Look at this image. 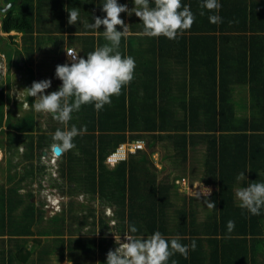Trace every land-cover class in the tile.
Masks as SVG:
<instances>
[{
	"label": "trees",
	"instance_id": "trees-1",
	"mask_svg": "<svg viewBox=\"0 0 264 264\" xmlns=\"http://www.w3.org/2000/svg\"><path fill=\"white\" fill-rule=\"evenodd\" d=\"M1 1V8L12 2ZM191 1L182 0V4L189 5ZM104 2H13L5 12L0 11V31L28 35L23 38V52H19L23 57L12 65L21 67L23 61L26 66L34 53L47 48L46 41L53 42L54 45L48 47L53 53L65 42L70 47L77 44L75 50L79 57L86 59L87 53L108 43L103 36V25L99 29L86 27V23H94L95 17L106 15L102 11ZM117 2L127 6L130 24L128 34L121 38L119 51L132 56L136 53L134 45L138 46V54L149 51L150 61L157 62L161 58L160 71L145 70V84L141 87L136 85L134 74V79L121 94L113 96L111 104L99 112L94 105L88 104L72 114L68 127L75 125L81 129L86 126L87 131L74 138L73 149L61 150L58 175L54 176L57 179L49 174L52 180L45 182L54 187L53 191L67 194L68 198L84 193L86 202L68 200L62 205L65 208L46 218L42 203L38 208L35 207L37 203L25 204L22 211L13 214L23 201L19 193L21 187L17 185L7 191L1 187L0 264H47L57 249L70 251L76 264H85L87 260V264H95L97 248L106 253L114 248L108 233L115 231L118 236H124L129 224L137 227L138 236L147 237L158 230L166 239L178 238L184 245L196 241V249H190L187 258L175 253L169 264L172 260L176 264H264L259 260L264 208L259 215H252L240 207L236 197L238 189L253 182H264V0H218L221 5L218 12L190 6L195 21L174 40L144 36L143 24L132 12L134 0ZM73 8L79 10V20L69 24L68 11ZM44 11L54 14L55 19L48 25L44 22L45 15L39 16ZM214 14L222 18L221 23L209 21V16ZM117 30L123 31V28L117 26ZM44 35L49 38L44 39ZM217 35L231 36L234 41L225 37L221 40L224 48L218 49L213 40ZM16 36L8 37L16 43L13 40ZM188 40H197L190 43V50ZM0 52L4 55L5 50L0 49ZM56 66L55 61L49 92L58 90L62 84L55 75ZM143 67L142 61L137 74ZM157 75L160 86L156 84ZM40 80H44L43 77ZM236 91L250 97L252 112L249 117H238V111L243 110L238 109L241 104L234 98ZM1 104L0 101V108ZM52 122L53 119L47 122L50 134H39L34 139L33 133L41 131V127L26 115L14 125L17 131L12 133L10 145L26 137L25 160L31 159L36 151L41 156L46 147L55 143V131L65 127L58 121V125ZM127 142H143V149L134 155L128 154L126 161L108 169L106 157L119 144ZM55 146L58 145L55 143ZM165 152H172L170 166L179 176L160 178L163 173H159L154 156L161 157ZM47 174L45 165L30 162L19 180L31 183L35 177ZM178 178L188 179L191 184L200 180L213 188L208 200L214 201L216 208L211 209L207 218L200 220L195 198H184L183 209L171 204ZM39 181L42 192L44 179ZM94 200L101 208H113V217L107 221L103 216L97 217L98 213L89 206V201ZM229 220L235 222L231 232L227 229ZM41 221L47 227L33 231L32 226ZM112 222L113 227L109 225ZM87 226L92 227L88 237H79ZM96 233H100L99 240L93 238ZM29 241L33 248L27 246Z\"/></svg>",
	"mask_w": 264,
	"mask_h": 264
},
{
	"label": "clouds",
	"instance_id": "clouds-1",
	"mask_svg": "<svg viewBox=\"0 0 264 264\" xmlns=\"http://www.w3.org/2000/svg\"><path fill=\"white\" fill-rule=\"evenodd\" d=\"M153 4H150V0H134L132 12L142 22L144 36L155 38L163 36L174 40L189 30L195 21L190 6L183 5L182 0H153ZM201 7L209 12H218L221 5L218 0H203ZM102 11L106 15L103 18L95 17L94 23H86V27L99 29L103 25V36L108 43L97 46L87 53L86 59L79 57L75 49L67 47L65 54L67 52L71 62L58 64L55 68L56 77L62 81L58 90L44 94L51 86L49 79L34 81L31 87L27 88L28 96L39 98L32 105L34 110L51 114L53 119L65 126L64 129L58 128L53 134V141L62 151L73 149L74 138L87 131L86 126L81 129H77L75 125L68 127L72 114L78 112L82 105L88 104L94 105L95 110L99 112L105 105L111 104V98L119 96L122 89L134 79L135 59L122 55L119 51L121 38L128 31V26L120 18V14L129 10L117 0H105ZM68 13V23L76 24L79 20V10L73 8ZM203 14L201 12V15ZM209 21L219 24L222 18L214 14L209 16ZM117 26L123 28V31H118ZM112 153L106 157L105 164H108L107 158ZM240 176L243 177L244 173ZM204 189V195L207 197L211 189ZM236 197L241 208L252 215H259L264 208V182H253L238 189ZM205 203L209 209L216 208L214 201L206 200ZM112 223L114 226V222ZM234 228L235 222L229 220L228 231L231 232ZM137 232V227L129 224L123 241L120 237H115L118 247L107 252L106 264H169L175 253L187 258L189 250L194 251L197 246L195 240L188 245L180 243L178 238L168 240L158 230L147 237L138 236ZM171 264H176V261L172 260Z\"/></svg>",
	"mask_w": 264,
	"mask_h": 264
},
{
	"label": "rangeland",
	"instance_id": "rangeland-1",
	"mask_svg": "<svg viewBox=\"0 0 264 264\" xmlns=\"http://www.w3.org/2000/svg\"><path fill=\"white\" fill-rule=\"evenodd\" d=\"M11 1H12L11 3H13L16 2L17 0H11ZM1 2L2 1L0 0V7L2 6ZM43 15H45V17L48 18V20L45 18L44 21L46 25H48V23L50 22H53V20L55 19L53 18L54 14L52 15L51 12L44 11L42 14H39V16L42 17ZM120 18L124 21L125 25H127L129 29L130 24L128 21V12H124L123 14H120ZM0 26H1V19H0ZM39 27L40 26L38 25L37 29ZM14 34L15 33L12 32V34L10 35H14ZM34 34H36V27ZM25 35L28 34L18 32L17 36L13 39L16 43H12V40L8 37L9 34L0 31V49L5 50L4 56L0 54V101L2 103L0 108V114L2 115L0 119V139H2V145H0V190L1 187H3V189L7 191L10 188L12 189L15 187L17 188V185H19L21 187L19 193L21 194V198L23 199V201L22 204L15 210V212L13 211L14 212L13 214L22 211L21 209L24 207L25 204L28 205L29 203H33L35 205L37 203L35 207L38 208L42 203V206L45 211L44 217L46 218V217H51V215H53L56 211H59L60 208L62 210V208L65 206V203H67L68 200L69 201L72 200L75 202L78 201L74 196L68 198L69 196L67 194L63 195L59 191L58 192L53 191L54 187L53 186L49 187L48 184H46L45 182L51 179L49 177V174H51L53 178L57 179V176L56 177L54 176L58 175L60 156H56L53 153V147H55V143H52L49 148L46 147L40 153L41 156H39V152L36 151L31 159L25 160L24 154L27 152V148L25 145L27 144V138L23 137L22 141H20L21 138H18L15 140L13 144L10 145V137L12 136V133L17 131L14 125L20 122L26 115L31 117L33 122L36 123L37 126L41 127V131L33 133L34 139H36V137L39 134L51 133L49 127H48L49 130L47 129V125H48L47 122L49 121V119L52 120L53 118L51 119L48 113L36 112L34 110L32 105L39 98L28 96L27 88H30L34 81L38 82L41 77H43V79H50L51 69L55 61L57 65L65 64L69 62L67 55H66V60L63 55L65 46L76 50L78 46L77 44H74L71 45V47H69L65 42L59 49H57L56 53H53L48 49V47H52L54 45L53 42L46 41V43L50 46H47V48H42L38 52L34 53L33 57L30 59V61H28L26 66L22 64V66L24 67L22 68L16 67L13 66L12 63L14 61H18L20 58L19 52H23V45H24L23 38L27 37ZM44 36H45L44 39L46 40L49 38L46 35ZM13 54L14 56H12ZM9 55H11L10 58ZM8 63L9 66H11L9 69H8ZM50 89L51 87L46 89L44 94H48ZM241 114L242 113H240V115ZM52 123H55V125L59 124L55 119H53ZM135 145L136 144H133V146ZM133 146H131L130 148H132ZM43 152H45L44 155ZM170 156H172V152L169 153L165 152V154L161 157L160 155L154 156L157 167L160 170L163 168V171H161L163 172V174L160 175V178L166 179L168 176L169 177L179 176V172L177 170L171 169L170 165L173 159ZM126 158L127 156L125 157V159ZM30 162L33 163L34 165L38 162H40V164L42 165H45L48 174L45 177L43 176L35 177L34 181H32L33 183L32 182L29 183L28 181L20 182L19 180L20 176L23 173H25L26 170H28V164ZM13 176L15 177V179ZM41 178L44 179V182H42L44 190L42 192L41 189H39L38 187V182H40L39 180ZM188 182H189L188 179L186 180H182L179 178L177 179V181L174 183L175 188L173 190V198L171 199V204H173L174 208L177 207L179 209L181 208L183 209L184 198L187 200L195 198L198 202V214L201 218L200 220H204L210 215L211 212V209L206 207V203H205L206 199L202 198V196H199V195H204V192L202 190L200 192V190L196 188L197 185L195 187V185L190 184L191 185L190 186ZM27 194H31L32 196L29 198L27 197ZM78 202L81 203V201ZM47 206L48 207L51 206L52 209L51 208L47 209L46 208ZM89 206L94 208L95 212L98 213L96 215L97 217L101 218V216H103L104 220L106 221L109 220V218L113 217L112 213L115 214V210H113V208L108 209V207L106 206L101 208L98 201L95 200L89 201ZM109 225L112 227L113 223ZM46 227L44 225V222L41 221L40 224L39 223L34 224L32 226V230L37 231V229L46 228ZM91 228H92L91 226L90 227L87 226L81 232L79 237L87 238L88 237L87 234ZM97 231H98V227H95V232ZM108 237L110 238L111 245H113L114 247L112 249L110 248V250H115V248L118 247L115 237L117 238L120 237L122 241L124 240V236L116 235L115 231L114 232L110 231L108 233ZM93 238L99 240L101 238L100 233L99 234L96 233ZM27 246L28 247L32 246L30 241L28 242ZM260 251H261V256L259 257V260L264 261V235H263L262 247L260 248ZM70 255H71L70 251L68 250L61 251L60 249H57L56 251H53V253L49 257L47 264H76L77 261L76 258H73ZM106 256H107L106 252L101 251L99 248H97L95 250V264H105ZM87 262L85 264H87Z\"/></svg>",
	"mask_w": 264,
	"mask_h": 264
},
{
	"label": "crops",
	"instance_id": "crops-1",
	"mask_svg": "<svg viewBox=\"0 0 264 264\" xmlns=\"http://www.w3.org/2000/svg\"><path fill=\"white\" fill-rule=\"evenodd\" d=\"M4 1V0H3ZM6 2H7V0H6ZM2 3V2H1ZM11 3V2H10ZM10 3H8V4H10ZM202 3H203V0H193V1H191V2H189V5L188 6H191V7H194L196 10H201L202 11V7H201V5H202ZM7 4V5H8ZM1 8V7H0ZM8 9V8H7ZM128 33V32H127ZM225 37H226V39L228 40V41H231V42H233L234 41V39L231 37V36H220V35H217V37L216 38H214L213 40L214 41H216L217 42V48L218 49H220L221 47L222 48H224V45L225 44H223L222 43V41L221 40H223V39H225ZM137 39H133L132 41H136ZM192 42H197V40H188V43H189V50L190 49H192V46L190 45V43H192ZM225 42V41H224ZM221 43H222V45H221ZM127 46V45H126ZM66 47L67 46H65V48H64V51H63V55H64V57L66 56V54H65V51H66ZM70 47V46H69ZM134 47V49H135V51H136V53L134 54V55H132L131 57H133L134 59H135V62H136V73H134L136 76H135V80L136 81H138L137 82V84L136 85H138L139 87H141V86H143L144 84H145V79H144V73H145V70H148V68H150V69H154V70H159L160 71V66H161V58L159 57L158 59H157V62H155V61H150V59H151V57L150 56H148L147 54L148 53H150L149 51H145V53H142V52H140V54H138L137 53V49H138V46H136V45H134L133 46ZM202 48V47H201ZM201 48H199V49H201ZM198 50V49H197ZM228 53V52H227ZM9 56H11V55H9ZM12 56H14V54L12 55ZM22 56V54H20V57ZM126 56H129L128 54H126ZM23 57V56H22ZM65 60H66V57H65ZM142 61H143V64H144V67L143 68H141V70H140V72L137 74V71H138V67L141 65V63H142ZM15 63H16V61H14ZM23 62V61H22ZM157 63V64H156ZM148 64H151V65H148ZM21 65V67H23L22 66V64H20ZM23 65H24V62H23ZM11 66H8V68H10ZM156 79H157V85L158 86H160V82H159V80H160V77L157 75L156 76ZM188 89H189V87H187V91H188ZM158 97H159V95H158ZM160 98H161V96H160ZM160 98H159V100H160ZM234 98H235V100H236V102H240V106H239V108L238 109H242L243 111H238V117L239 118H243V117H245V116H247V117H249L250 116V114H251V112H252V101H251V99H250V97L248 96V94L246 95V94H241L240 92H237L236 91V93L234 94ZM242 99V100H241ZM158 105H160V103L158 104ZM240 113H242L241 115H240ZM98 133V132H97ZM138 143H141V144H143L144 145V143L143 142H138ZM133 144H137V142L136 143H129V142H127V143H121V144H119V146L116 148V150L115 151H117V149L119 148V147H121L122 148V150H127L128 148H130L131 146H133ZM134 154H136V153H134ZM134 154H132V155H134ZM128 156H130V155H128ZM128 156H127V158H128ZM156 156V155H155ZM159 156V155H158ZM127 158L126 159H124L123 161H117V162H113V163H108V164H106L107 165V167H108V169L110 168V170L111 169H113L117 164L119 165L121 162H124V161H126L127 160ZM155 160V159H154ZM119 162V163H118ZM155 165H156V161H155ZM157 166V165H156ZM157 169L159 170V173L161 174V173H163V172H161V171H163V168L160 170L158 167H157ZM182 180H186V179H182ZM189 181V180H188ZM189 183V182H188ZM191 183H189V185H190ZM191 185H195V187H196V185H197V189H199L200 190V192H201V190L202 191H205V189L204 188H208V189H211V192H210V194L207 196V197H205V195H199V196H202V198H204V199H206V200H208V198H210L211 197V195H212V192H213V188L211 187V186H208V185H206V184H204V183H202L200 180H195V182L193 183V184H191ZM190 185V186H191ZM201 186V187H200ZM74 197H76V200H78V201H82V200H84L85 202H86V198H87V196L84 194V193H82V194H79V195H76V196H74ZM33 201V200H32ZM109 209V208H108ZM197 211H198V208H197ZM5 264V263H4Z\"/></svg>",
	"mask_w": 264,
	"mask_h": 264
},
{
	"label": "built area",
	"instance_id": "built-area-1",
	"mask_svg": "<svg viewBox=\"0 0 264 264\" xmlns=\"http://www.w3.org/2000/svg\"><path fill=\"white\" fill-rule=\"evenodd\" d=\"M71 49V48H69ZM69 62H71V58L68 56V54L66 53ZM78 55V54H77ZM119 149V150H118ZM117 149V151H115V153H112L108 158L107 161L108 163H113V162H117L118 160H124L125 157L127 156V154H134L136 153L138 150L143 149V145L141 143H137L135 146H133L132 148H128L127 150H122L121 147H119Z\"/></svg>",
	"mask_w": 264,
	"mask_h": 264
},
{
	"label": "water",
	"instance_id": "water-1",
	"mask_svg": "<svg viewBox=\"0 0 264 264\" xmlns=\"http://www.w3.org/2000/svg\"><path fill=\"white\" fill-rule=\"evenodd\" d=\"M4 2H6V0H4ZM11 5H12V3L8 4L6 9L9 8ZM6 9H4V10L0 9V11H5ZM21 58H22V56H21ZM20 64H23V62H21ZM53 152H54L55 155H60L61 154V149L58 146H55L53 148ZM44 154H45V152H43V155Z\"/></svg>",
	"mask_w": 264,
	"mask_h": 264
},
{
	"label": "flooded vegetation",
	"instance_id": "flooded-vegetation-1",
	"mask_svg": "<svg viewBox=\"0 0 264 264\" xmlns=\"http://www.w3.org/2000/svg\"><path fill=\"white\" fill-rule=\"evenodd\" d=\"M7 7V6H6ZM6 7H4L5 9H6ZM4 8H1V9H4ZM1 12H3V11H1ZM12 32H14L15 34L14 35H17V32H15V31H10V32H8V34L10 35V34H12ZM17 62V61H16Z\"/></svg>",
	"mask_w": 264,
	"mask_h": 264
},
{
	"label": "bare ground",
	"instance_id": "bare-ground-1",
	"mask_svg": "<svg viewBox=\"0 0 264 264\" xmlns=\"http://www.w3.org/2000/svg\"><path fill=\"white\" fill-rule=\"evenodd\" d=\"M201 187V186H200Z\"/></svg>",
	"mask_w": 264,
	"mask_h": 264
}]
</instances>
